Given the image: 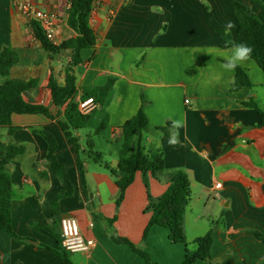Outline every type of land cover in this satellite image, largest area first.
<instances>
[{
  "label": "crops",
  "instance_id": "crops-1",
  "mask_svg": "<svg viewBox=\"0 0 264 264\" xmlns=\"http://www.w3.org/2000/svg\"><path fill=\"white\" fill-rule=\"evenodd\" d=\"M235 0H101L92 13L91 26L97 33L95 47L82 52L84 61L75 67L80 100L83 87L103 86L115 77L114 92L107 106L112 127L123 125L143 107L150 129L144 133L147 150L160 149L166 172L156 176L137 173L126 190L117 220L119 194L116 178L105 168H115L117 153L106 160L93 129L75 131L81 137L86 168L85 192L80 183L78 153L59 124L65 107L54 105L49 88L52 74L65 84L66 67L72 51L50 55L36 38L30 23L12 0H0V53L11 48L19 60L10 79H36L38 85L24 93L28 102L43 104L54 118L44 114H13L9 127L0 126L4 144L24 147L11 160L0 157V167L11 170L15 189L12 221L15 230L38 241L17 243L0 229V264H67L40 242L58 247L54 237L36 228L42 223L61 237L60 218L75 216L83 234L95 240L90 252H70L74 264H148L128 243L127 237L146 251L152 262L183 264L186 246L170 240L169 229L153 225L144 231L151 214L148 193L161 196L169 186V172L183 170L190 179L191 195L185 214V233L190 246L195 238L212 231V260L194 264H264V124L254 99L264 109V71L253 59L240 64L250 86L235 88L236 72L221 65L231 55L222 48L220 29L235 36ZM260 14L252 0H237ZM264 2V0H260ZM71 0H40L39 5L56 14L54 44L75 37L68 25ZM115 11V13H114ZM4 78L0 76V84ZM261 88V90H259ZM189 100V102H186ZM96 106H92L93 110ZM181 120L183 126L173 127ZM57 142L56 157L70 177L73 194L61 199L60 215L51 216L52 202L62 182L48 166V142L42 132ZM176 142L170 144V138ZM96 151H104L100 161ZM93 161L97 164L92 166ZM216 182L222 186L214 188ZM94 215L97 218L94 219ZM94 226L90 225V222Z\"/></svg>",
  "mask_w": 264,
  "mask_h": 264
},
{
  "label": "trees",
  "instance_id": "trees-1",
  "mask_svg": "<svg viewBox=\"0 0 264 264\" xmlns=\"http://www.w3.org/2000/svg\"><path fill=\"white\" fill-rule=\"evenodd\" d=\"M98 0H71L68 16V25L77 33L75 37L69 38L60 44H54L44 33L43 27L38 21L30 23L36 38L41 42L42 47L50 55H60L66 51H72L70 62L66 67L65 84L58 83L56 76L52 74L49 88L51 90L53 103L56 107H65L63 118L59 119V124L63 129L67 139L75 146L78 153V169L82 188L86 192V168L83 158L81 137L75 131L82 129H93L94 135L98 139L102 149L113 147L117 153L118 163L115 168L110 164H105L116 178L119 194L115 202V215L106 218L113 224L120 211L121 204L125 198L126 190L134 182L137 173H152L160 175L166 172L165 159L160 149L147 150L144 142V133L150 129V123L143 107L136 115L128 119L119 127H112L109 123V113L107 106L113 95L115 77H109L103 86L83 87L80 100L93 98L96 106L90 112H83L79 107L77 75L75 67L84 61L82 52L85 49L95 47L97 43V33L91 26V17L95 2ZM257 5L260 14L254 11L250 5L241 1H232L237 20V31L235 36L230 32L225 34L224 29H220L222 48L231 47L227 41L244 42L252 48L251 58H253L264 71V2L252 0ZM19 60L18 53L11 48H5L0 53V76L4 78L0 84V126L9 127L12 133L16 127L12 125L13 114H44L48 118H54L50 109L43 104L28 102L24 93L38 85L36 79L28 81L20 79H10L8 75L11 67ZM235 88L250 86L247 73L240 67L236 68ZM248 106L256 108L261 116V124H264V109L260 108L254 99L246 103ZM48 142L47 162L62 182L60 192L52 202L51 216L56 220L60 215L58 209L61 199L73 194V187L65 166L56 157L58 148L57 142L49 132H42ZM24 147H15L12 144L0 142V157L11 160L16 155L23 154ZM104 151H96L94 159L100 161ZM169 186L159 197H153L148 193V205L146 211L151 214L150 220L144 231V238L147 237L153 225H159L169 229V238L174 243H183L186 246V254L183 264H194L199 260L211 261V246L213 243L212 231L195 238L194 249L190 248L185 233V214L190 201L191 188L190 179L183 170L169 172ZM15 189L12 181L11 170L0 167V229L8 233L17 243L30 244L32 238L19 234L12 221V204L15 198ZM97 215H94V219ZM61 221V218H60ZM36 228L46 232L56 239L58 247L40 242L39 247L53 251L59 258L67 264H74L70 258V251L63 248L62 234H56L53 228L38 223ZM259 239L264 241V236L256 233ZM116 242L128 243L132 249L139 253L148 264H158L152 262L150 255L137 247L130 239L122 236H113Z\"/></svg>",
  "mask_w": 264,
  "mask_h": 264
},
{
  "label": "built area",
  "instance_id": "built-area-1",
  "mask_svg": "<svg viewBox=\"0 0 264 264\" xmlns=\"http://www.w3.org/2000/svg\"><path fill=\"white\" fill-rule=\"evenodd\" d=\"M12 2L19 6L22 15L29 23L38 21L43 27L47 38L55 43V13L43 9L39 5L40 0H12ZM100 2L101 0L95 2L92 13L96 12ZM186 102H189V100H186ZM94 103V99L91 97L85 100H80L79 107L83 112H90ZM221 186V182H216L214 188L216 189ZM60 224L62 229L61 244L63 248L70 252H90L93 249L95 240L93 238H88L83 234L79 221L75 216L65 215L61 217ZM90 225L94 226L93 221L90 222Z\"/></svg>",
  "mask_w": 264,
  "mask_h": 264
},
{
  "label": "clouds",
  "instance_id": "clouds-1",
  "mask_svg": "<svg viewBox=\"0 0 264 264\" xmlns=\"http://www.w3.org/2000/svg\"><path fill=\"white\" fill-rule=\"evenodd\" d=\"M234 27L235 25L229 21L226 26L225 34L227 35L228 30ZM226 43L231 44V55L224 58V62L221 67L227 72H234L240 64L247 61L251 57L253 50L244 42L227 41ZM182 126L183 122L181 120L173 121L174 128L179 129ZM175 142V137L170 138V144H174ZM0 259H3V257H0Z\"/></svg>",
  "mask_w": 264,
  "mask_h": 264
},
{
  "label": "rangeland",
  "instance_id": "rangeland-1",
  "mask_svg": "<svg viewBox=\"0 0 264 264\" xmlns=\"http://www.w3.org/2000/svg\"><path fill=\"white\" fill-rule=\"evenodd\" d=\"M62 54H64V53H62ZM62 54H60V55H62ZM259 90H261V88L259 89ZM114 91V90H113ZM3 136H2V132L0 131V138H2ZM2 142V141H1ZM102 149V148H101ZM102 150H104V151H107V155L105 156V159L106 160H109V161H112L113 159H114V156H116L115 155V153H116V151H115V149L113 148V147H110V148H105V149H102ZM92 166H96L97 167V164L96 163H94L93 161H91V163H90ZM194 245L191 247L190 246V248H192V249H194ZM70 257H71V254H70Z\"/></svg>",
  "mask_w": 264,
  "mask_h": 264
},
{
  "label": "water",
  "instance_id": "water-1",
  "mask_svg": "<svg viewBox=\"0 0 264 264\" xmlns=\"http://www.w3.org/2000/svg\"><path fill=\"white\" fill-rule=\"evenodd\" d=\"M30 243H31V244H34V245H37V244H38V241H37V240H34V239H32V240H30Z\"/></svg>",
  "mask_w": 264,
  "mask_h": 264
}]
</instances>
